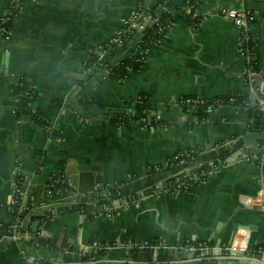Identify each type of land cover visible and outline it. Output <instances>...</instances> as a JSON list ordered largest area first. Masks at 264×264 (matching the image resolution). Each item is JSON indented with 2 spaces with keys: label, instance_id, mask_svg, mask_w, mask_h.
<instances>
[{
  "label": "crops",
  "instance_id": "crops-1",
  "mask_svg": "<svg viewBox=\"0 0 264 264\" xmlns=\"http://www.w3.org/2000/svg\"><path fill=\"white\" fill-rule=\"evenodd\" d=\"M140 1L19 0L11 37L0 33V201H13L21 175L24 196L29 192L39 204L36 212L50 214L38 231L32 229L36 216L22 220L24 237L16 240L9 227L14 217L0 207V264H22V249L57 264H124L125 244L131 239H162L167 250L202 240L219 245L217 252L203 249L188 256L177 257L173 251L169 256L175 264H264V252L243 251L249 258H231L220 248L236 236L251 248L264 241V191L263 198L249 205L241 202L247 194L260 196L264 165L251 156L260 132L250 129L249 103L236 98L246 89V59L239 52V28L226 14L243 7L256 11L251 28L264 76V0H200L198 24L178 15L153 45L146 69L126 77L97 69L92 82L80 83L87 45L106 46L105 60L113 65L135 50L137 31L124 45H111L110 40ZM143 1L159 4L163 11L184 4ZM13 3L0 0V15ZM21 76L38 87L35 102L51 132L19 115L25 95L17 83ZM142 94L154 103L187 94L220 101L198 120L167 109L165 124L155 129L132 119L111 121L117 112L133 116ZM185 149L195 153L166 163ZM59 168H64L70 190L51 207L46 186ZM128 173L138 178H127ZM198 174L206 175L205 180L195 181L190 190L172 189L173 181ZM118 179L125 180L124 194H136L131 205L98 218L68 206L73 190L89 191L97 181ZM85 244L97 252H85ZM158 252L153 249V256Z\"/></svg>",
  "mask_w": 264,
  "mask_h": 264
},
{
  "label": "built area",
  "instance_id": "built-area-1",
  "mask_svg": "<svg viewBox=\"0 0 264 264\" xmlns=\"http://www.w3.org/2000/svg\"><path fill=\"white\" fill-rule=\"evenodd\" d=\"M19 0H14V3L11 8L4 10L0 15V33L4 35L7 39H9L13 33V24L11 23V19H13L18 5ZM155 4H148L145 3L143 0L139 2V6L137 7L136 11L128 17L123 19L122 25L118 28L116 33L111 38L110 42L111 45L121 46L126 43V40L130 36L132 32L137 31L140 36L144 34V30L147 26L150 25H157V31H163L164 25L160 23L158 16H153L150 13V10L153 8ZM185 11L188 15L192 18L196 19L199 15L197 11V7L191 3L185 7ZM226 14L234 20L236 26L239 28L241 33L240 35V42H239V52L240 54L246 59V66H245V75L247 83H249V88L252 93L257 95V103L259 109L264 113V82L261 80L257 87H255V81L257 75H262L261 71L255 68V51L257 49V36L255 32L252 30V24L256 19V11L250 8H242L239 10H230L227 11ZM169 26V24H168ZM166 33V32H165ZM164 33V34H165ZM163 34V35H164ZM157 41H154L156 44ZM151 49V48H150ZM105 51L106 48L103 47L102 44L98 45H87L86 52L87 57L86 61H88V65L85 64L84 68V75L88 74L90 71H97V69H101L105 72V75H109L110 71L107 68L109 63L105 60ZM150 50L146 52H142L144 55V59L149 57ZM94 53L96 57V61L93 62L90 60V55ZM97 55V56H96ZM142 55V56H143ZM97 62V63H96ZM95 63V64H94ZM128 69L131 73H133V69L128 66ZM17 83L20 87L25 89V95L22 100V104L24 102V98L29 96L35 88V84L29 82L24 76H21ZM145 96L140 95L137 98V102L145 100ZM148 101L151 103V107L147 108L154 113L153 118H149L148 116H140L134 121L138 122L139 124L143 125L147 129H155L158 126H162L165 124L161 118L163 117V112L167 109H176L182 112H190L193 107H204L205 111L208 113L212 110L213 106L216 104L215 102H219L220 99H216V101H208L201 96L187 94L182 97L171 98L167 101L162 103H154L148 97ZM248 103V102H247ZM37 105L36 102L32 103L28 109L32 113H37L36 109ZM17 111V110H15ZM23 116L27 118L30 117L29 112H25ZM49 132L52 131V128L47 124L45 125ZM260 137L262 141L257 142V150L251 153L252 157L255 159L258 157L257 152L261 150L263 152V160L261 163L258 162V165H264V127L260 132ZM195 149H185V150H178L170 157H168L166 163L168 165L179 163L184 161L185 159H189L195 153ZM65 177V173L61 172V168L56 170L53 175L52 179L49 184L46 186V193L47 195H51L55 192L59 193L55 197L61 198V196L70 190L69 187H57L61 179ZM206 175H195V176H188L184 175V177L173 181L172 189L174 190H185L188 191L192 188L195 181L205 180ZM127 178L137 179V174L128 173ZM125 183L124 179H118L113 182H102L97 181L93 189L89 191H76L73 190L71 193V198L75 202L72 205H69L70 208H77L82 211L89 213L94 218L101 217L103 214L112 215L116 213L119 209L123 207H127L131 205L136 200V194L126 195L122 192L121 187ZM264 191V182L262 183V190L260 191V196H254L251 194L244 195L241 197V202L243 204H251L256 198L261 199L263 196ZM23 193L22 187L20 185V181L16 179L15 181V192L12 202L18 201L17 193ZM23 196V195H22ZM263 198V197H262ZM85 200L84 203L78 205V201ZM5 206L4 202L0 201V207ZM264 206V203H262ZM90 208V209H89ZM52 210L50 209V212ZM13 215V214H12ZM13 221L10 224V230L12 231V237L16 240H20L24 237L23 230H22V220L18 216L13 215ZM125 247L127 249L131 248H145L151 247L152 249L159 250L162 247H168V243L164 242L162 239H155V240H138V239H131L126 244ZM178 247L180 248H187L192 252L200 251L203 249H215L218 246H213L206 240H202L196 243H187L185 245L181 244ZM231 248V249H240L243 251H251L255 250L258 252H264V241L259 243L258 245L251 248L247 244L242 241V239L238 236L234 237L230 244L225 246H220L221 249L224 248ZM129 251V250H128ZM22 264H57V263H48L44 262L41 257L34 255L32 253L27 252L25 249H22ZM74 264V263H71Z\"/></svg>",
  "mask_w": 264,
  "mask_h": 264
},
{
  "label": "trees",
  "instance_id": "trees-1",
  "mask_svg": "<svg viewBox=\"0 0 264 264\" xmlns=\"http://www.w3.org/2000/svg\"><path fill=\"white\" fill-rule=\"evenodd\" d=\"M200 0H184L183 5H177L175 7H172L171 10L168 11H163L162 7L159 4H155L153 8L150 10V13L153 16H158L159 17V22L164 25L163 31L158 32L157 31V25H150L147 26L146 29L143 31L144 34L139 37V41L137 43V46L135 50L125 58L121 59L119 62L116 64H108L107 68L110 71L109 75L112 77H126L131 74L130 70L128 69V66H130L133 69V72H139L148 67V57L144 59V55L142 52L149 51L151 53L152 51V44L154 41L159 42L163 36V34L170 28L172 23L175 21L178 15L180 14H186L185 7L191 3H193L196 7L198 5ZM191 19V22L196 25L198 24V21L192 18L190 15H188ZM12 21V20H11ZM12 23V22H11ZM169 24V26H168ZM133 33V32H132ZM131 33V34H132ZM130 34V35H131ZM103 47H106L103 45ZM151 48V49H150ZM143 55V56H142ZM97 56V55H96ZM90 60L93 62L96 61V57L94 56V53L90 55ZM255 68L260 70V67L258 66L257 60L255 59ZM97 63V62H96ZM86 65L90 64L88 61L85 63ZM95 64V63H94ZM97 71H90L88 74H86L84 79L80 81V83H85V82H92L94 80V77L96 76ZM39 89L35 85L34 91L24 98V102L22 104L21 109L19 110V115H22L25 112H29V115L31 119L34 121L38 122L39 124L45 126L49 124V121L47 120V116L45 113L37 106V113H32L28 109V107L36 101L37 96L39 95ZM251 90L249 88V83L246 85V89L242 92H240L237 95V101H248L249 107H250V112L253 117V122L250 125V129L253 131L261 132V130L264 127V113L259 109L258 103L255 105H252L251 103ZM145 96V100L137 102L136 103V108L133 116H127L125 113L117 112L116 114H113L111 116V121L113 123L117 122H127L129 120H134L140 116H148L149 118L154 117V113L150 110H147V108L151 107V103L148 101V96L145 94H142ZM191 119H202L205 117L208 113L205 111L204 107H193L190 112H188ZM164 117V115H163ZM163 117L161 118L163 121ZM52 134H57L56 131H53ZM259 141H262L261 137H259ZM258 157L256 158V161H262L263 160V152L259 150L257 152ZM61 172L64 173V168H61ZM18 181H20V185L24 184L23 178H21V175L17 178ZM65 187L66 182L64 181V177L61 179L57 187ZM59 194L57 192L51 194L48 196L49 198V203L50 204H55L57 203V200L59 198H56L55 196ZM23 195V196H22ZM17 199L18 201L16 202H10V203H5L4 208L6 207L14 216H18L21 220L26 219L27 217H35L34 212H36L37 208H39V204H36L31 197H29L27 200H25L24 193H17ZM85 200L78 201V205H81L84 203ZM75 203L71 197H69L68 201V206L72 205ZM38 241L40 243H44V239L42 237L38 238ZM127 260L125 261L124 264H136L132 262H136L138 264H175L172 262L170 256H169V251L166 249V247H162L159 249V252L157 254V257L153 256V249L151 247H145V248H131L127 252ZM133 261H130L132 260ZM44 262L48 263H53L50 260L42 258ZM67 264V263H63Z\"/></svg>",
  "mask_w": 264,
  "mask_h": 264
},
{
  "label": "water",
  "instance_id": "water-1",
  "mask_svg": "<svg viewBox=\"0 0 264 264\" xmlns=\"http://www.w3.org/2000/svg\"><path fill=\"white\" fill-rule=\"evenodd\" d=\"M264 79V76L263 75H257L256 76V81H255V87L258 86L259 82L261 80ZM252 100H253V103L255 104L257 102V95L256 94H253L252 96ZM30 196V193L27 192L26 194V197H25V200H27ZM49 205L51 207H53L54 205L53 204H50ZM34 215L37 217L36 219L33 220L32 222V229L33 231H38L39 230V227H40V224H41V221L43 218H48L50 217V214L48 213L47 210L45 211H42V212H34ZM243 227H247L248 225L246 224H243L242 225ZM233 240V239H232ZM232 240L228 243L230 244L232 242ZM82 250H84L85 252H88V251H95L97 252V248H93L91 247L90 245H82ZM224 250V252H227V257H231V258H249V255H246L245 252H243V250H240V249H231V248H224L222 249V251ZM169 253H172L174 251V254L178 257L179 255H184V256H188L189 254L190 255H193V252L190 251L189 249L187 248H177V249H173V247H169L168 249ZM210 251H214V252H217V250H213L211 249ZM205 257V256H204ZM263 263H264V254H263Z\"/></svg>",
  "mask_w": 264,
  "mask_h": 264
}]
</instances>
